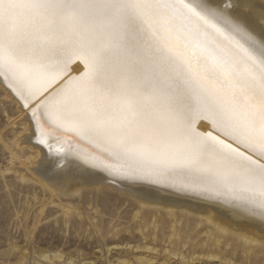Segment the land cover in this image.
Returning <instances> with one entry per match:
<instances>
[{"label":"snow or ice","instance_id":"6c2138e0","mask_svg":"<svg viewBox=\"0 0 264 264\" xmlns=\"http://www.w3.org/2000/svg\"><path fill=\"white\" fill-rule=\"evenodd\" d=\"M238 31L192 0H0V76L28 107L80 61L31 109L40 145L61 155L85 141L117 174L174 178L264 216V48Z\"/></svg>","mask_w":264,"mask_h":264},{"label":"rangeland","instance_id":"374dc122","mask_svg":"<svg viewBox=\"0 0 264 264\" xmlns=\"http://www.w3.org/2000/svg\"><path fill=\"white\" fill-rule=\"evenodd\" d=\"M28 131L0 85V264H264V241L141 203L121 190L131 182L74 181L63 192L24 176L39 156L23 143Z\"/></svg>","mask_w":264,"mask_h":264},{"label":"bare ground","instance_id":"6f19581e","mask_svg":"<svg viewBox=\"0 0 264 264\" xmlns=\"http://www.w3.org/2000/svg\"><path fill=\"white\" fill-rule=\"evenodd\" d=\"M192 2L201 4L205 9L215 13L217 21L226 30L232 31L233 26L238 28L239 31L234 33L237 38L253 46L256 51L264 48V0H192ZM83 71L84 65L80 61H75L64 77L41 96L33 99L28 107L24 106L23 101L9 86V82L0 76V85L5 89L6 94L18 103L23 120L28 126L29 131L23 143L39 152L36 160L37 167L29 166L24 176L29 175L32 179L47 183L54 190L63 192H73L75 189L72 190L70 184L74 181L80 184L101 182L103 185L109 184L115 188L114 183L128 181L127 183L131 182V186L121 187V190L132 193L141 203L171 209L187 208L208 217L225 229L233 230L238 236L247 238L250 236L253 240L264 241V216L235 200L216 196L198 188H182L174 178L117 174L110 167L115 161L100 155L99 150L95 151L100 158L94 159L92 156L94 148L85 141H80L73 149L61 155L49 152L47 148L40 145L34 134L31 109L36 107L45 96L61 87L67 79L79 76ZM199 130L213 131L214 135H219L206 121L201 122ZM45 158L53 161L54 164L43 163Z\"/></svg>","mask_w":264,"mask_h":264}]
</instances>
